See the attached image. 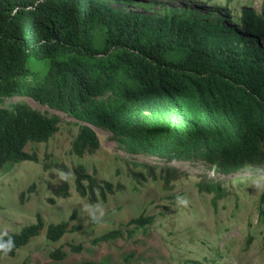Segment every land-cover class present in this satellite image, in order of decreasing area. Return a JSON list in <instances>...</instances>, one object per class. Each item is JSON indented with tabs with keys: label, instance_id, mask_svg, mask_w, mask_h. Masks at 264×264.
<instances>
[{
	"label": "trees",
	"instance_id": "trees-1",
	"mask_svg": "<svg viewBox=\"0 0 264 264\" xmlns=\"http://www.w3.org/2000/svg\"><path fill=\"white\" fill-rule=\"evenodd\" d=\"M240 25L243 32L177 15L132 14L104 0H0V176L14 165L38 162L26 148L59 131L56 112L78 127L71 153L79 159L100 149V130L127 155L205 164L225 176L264 170V1L260 14L243 9ZM25 98L53 111L32 108ZM61 166L51 161L44 169ZM161 170L165 185L181 175L177 168ZM73 176L76 193L91 206L123 191L82 164ZM199 188L224 195L215 181ZM69 195V182L61 179L54 196ZM259 210L264 220V193ZM74 218L73 212L46 224L38 215L35 224L0 237V258L14 257L44 230L51 243L80 233ZM153 224V217L131 219L127 229H134L126 234ZM123 235L112 230L92 244ZM69 250L80 254L84 244ZM67 256L61 247L49 253L55 262Z\"/></svg>",
	"mask_w": 264,
	"mask_h": 264
},
{
	"label": "rangeland",
	"instance_id": "rangeland-1",
	"mask_svg": "<svg viewBox=\"0 0 264 264\" xmlns=\"http://www.w3.org/2000/svg\"><path fill=\"white\" fill-rule=\"evenodd\" d=\"M104 1L123 12L157 17L177 15L219 22L243 32L242 10L248 8L260 14L264 0ZM23 101L42 112L53 111L31 99ZM56 113L62 119L59 131L46 143L29 144L26 148L38 155V162L14 165L0 176V237L35 224L38 215L49 224L66 221L73 212L72 222L80 224L82 230L57 243L49 242L44 230L14 257L0 258V264H264V220L259 217L264 170L247 168L240 174L225 176L205 164L166 163L145 154L127 155L119 150L109 132L100 130H96L100 149L79 159L71 153L78 127L62 112ZM128 157L143 161L154 169L153 173L141 165H132ZM51 161L61 164V168L45 170L44 164ZM79 164L98 179L123 187V191L105 203L91 206L75 191L73 169ZM162 166L177 168L181 175L165 185ZM61 179L70 185V195L65 199L54 196ZM204 181L220 183L223 197L200 190ZM140 216L153 217L154 224L129 237L126 232L134 226L127 229V223ZM92 217L96 224L91 222ZM117 229L124 233L121 239L92 244L95 238ZM79 243L84 244L83 252L71 253L69 245ZM60 247L68 253L67 258L52 261L49 253Z\"/></svg>",
	"mask_w": 264,
	"mask_h": 264
}]
</instances>
